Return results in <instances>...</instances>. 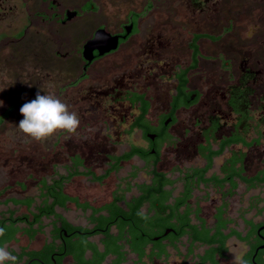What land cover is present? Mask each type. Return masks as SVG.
I'll return each mask as SVG.
<instances>
[{
    "label": "flooded vegetation",
    "instance_id": "flooded-vegetation-1",
    "mask_svg": "<svg viewBox=\"0 0 264 264\" xmlns=\"http://www.w3.org/2000/svg\"><path fill=\"white\" fill-rule=\"evenodd\" d=\"M256 1L264 7V0ZM232 3L231 0H0V52L14 51L3 59L8 61L21 55L29 60L39 56L45 65V62L54 64L60 79L54 91L32 90L27 101H14L16 104H11L8 112L35 99L37 92L52 94L66 102L69 110L80 117V126L74 134L86 135L82 137L84 144L91 148L96 159L88 163L86 150H76L69 155L64 169L80 159L82 166L93 172L85 177L90 184L99 181L98 185H103L110 175L103 180L91 179L105 173L116 157L132 146L140 154L119 161L115 174L123 163L135 158L127 171L130 175L138 169L133 178L135 184L150 183L154 174L146 169L153 166L171 180L186 175L190 169L205 164L199 149L206 144L208 131L215 139L213 149L222 140L232 139L225 151L241 176L251 178L264 173V8L255 18L250 7L243 12L256 27L252 37L262 57L253 58L251 41L245 53L227 55L222 49L223 40L229 36L234 40L237 29V13ZM98 31L109 34L110 40L116 38V42L86 46ZM243 84L246 89L242 93L246 94L248 104L243 112H237L228 101L236 97L240 92L237 87ZM210 92V102L221 105L203 116L196 114L201 105L206 106L203 97ZM180 127L187 138L185 142L175 131ZM67 134L72 133L56 132L58 145H62L63 138L67 140L68 137H63ZM91 135L94 137L90 138ZM121 145L127 148L117 149ZM179 146L186 155L203 159V165H185L177 157L174 162L166 161L164 157L171 147ZM225 159L219 172L208 174V170L205 176L223 174L221 166ZM169 163V168L164 169ZM191 180L192 195L181 206L191 210L187 221H205L210 227L216 221H229L224 233L234 231L227 240L225 254L214 255L217 264H235L228 261L229 240L237 257L247 264L264 259V184L248 186L236 179L237 185L232 188L228 184L197 185L195 176ZM120 182L122 185H117ZM125 182L118 176L112 188L88 200L89 206L108 209L113 204L118 207L126 204L138 195V188L126 191ZM240 185L243 187L240 194H248L244 204L232 212L227 199L237 194ZM166 187L176 196L183 191L184 182L179 180ZM109 215L103 221L126 220L120 214L114 218ZM198 248H201L198 258L183 255L172 264L199 261L209 247L199 244ZM187 249L188 245L186 252Z\"/></svg>",
    "mask_w": 264,
    "mask_h": 264
},
{
    "label": "trees",
    "instance_id": "trees-1",
    "mask_svg": "<svg viewBox=\"0 0 264 264\" xmlns=\"http://www.w3.org/2000/svg\"><path fill=\"white\" fill-rule=\"evenodd\" d=\"M237 88L240 92L235 94L236 97H230L228 104L237 112H243L248 104L246 94L242 93L246 88L244 84L243 87ZM3 120L1 117L0 123ZM205 137L206 144L199 149L200 154L205 158L202 167L190 169L186 175L171 180L164 173L157 172L156 167L153 166L149 170L154 174L152 181L138 185L139 195L127 201L125 209L114 204L106 209L110 214L109 218L120 214L126 219L125 221H103L106 217L95 215L100 209H94L90 217L92 221H88V225H76L57 212V207L64 208L67 202L77 201L76 197L65 192V182L75 175L93 174L91 170L82 166L80 159L74 160L71 166L65 168L64 173L54 171L49 177H40L37 180V195L22 198L5 197L0 200L6 206L5 210H0V227L6 229L5 235L0 237V246L18 242L19 236L33 240L37 234L47 232V237L39 248L33 249L28 245H21L17 250L9 249L17 256V264H64V259L68 256L74 264H103L108 255L114 256L111 264H122L128 252L135 253L139 258L145 256L149 245H151L150 257L167 255V244L177 248L181 237L187 236L190 240L188 248L190 253H193L195 242L209 247L194 264H203L207 260H210L211 264H217L214 255L225 254L227 240L234 231L224 233L229 221H216L211 227L207 226L205 221L197 223L187 221L191 210H184L181 206L192 195L191 179L197 177L195 181L197 185L212 183L223 187L228 184L234 188L237 185L236 179L245 182L248 186L262 185L264 173L251 178L241 176L237 170H234L232 160L228 157L221 166L223 174L205 176L212 167L214 157L221 155L232 142V139L227 138L218 143L217 149H213L212 141L215 140L213 134L208 131ZM136 154H140V151L136 146H132L128 152L116 157L114 164L98 178L102 179L112 171H117L119 161L129 160ZM134 174L135 172L130 176L133 177ZM179 180H183L184 189L178 195L172 196V189L166 186ZM127 185L129 187V184ZM10 187L11 185H5L0 188V197L4 196ZM21 188L25 189L23 183ZM144 205H147L146 209L142 210ZM82 207L85 210L86 205ZM22 208L24 210L20 211ZM46 226H49L48 231L45 230ZM112 227L115 231H112ZM168 229H171L169 231L171 233L165 234ZM95 236H98L97 240L92 239ZM156 237L159 238L156 240ZM213 244L217 246L213 247ZM255 263L264 264V259H255Z\"/></svg>",
    "mask_w": 264,
    "mask_h": 264
},
{
    "label": "rangeland",
    "instance_id": "rangeland-1",
    "mask_svg": "<svg viewBox=\"0 0 264 264\" xmlns=\"http://www.w3.org/2000/svg\"><path fill=\"white\" fill-rule=\"evenodd\" d=\"M230 2V1H229ZM234 9L236 10L237 17V29L233 34V37L223 40L222 49L226 52L227 55H236L243 54L247 51L248 42H252V52L253 58H260L261 50L257 47V42L255 38L251 37L246 39L243 37V33L247 31V25L252 24L250 19H247V14L243 13L245 8L250 7L252 9L254 18L256 14L261 11L264 7L263 4L256 0H231ZM230 4V3H228ZM229 7V6H228ZM123 8V6H122ZM127 8V4L125 5ZM224 22V21H223ZM256 33V32H255ZM254 33V35H255ZM13 50H3L0 52V118L4 120L0 123V188L5 185H11L9 190L5 193L4 196L0 197L2 200L5 197H16L22 198L24 196L32 195L35 196L38 193L37 180L40 177H49L53 174L54 171L58 173H64V165L69 163V155L74 151H85L89 156L88 163L96 159L95 154L92 152L91 148H88L84 144L83 138L86 136L83 133L79 134H67L63 137H68L65 140L62 139V145H58L55 141V134L45 140L36 141L30 137L25 136L18 129L19 121L23 119L19 108L10 110V105L17 100L27 101L32 90L40 89L44 93H50L56 89V86L59 84V75L55 70V66L48 65V62H45L38 56L36 59L30 58L26 60L20 55H14L15 59L4 60V56L12 54ZM17 52V50H16ZM17 54V53H16ZM2 58V59H1ZM203 89V88H202ZM210 89V88H209ZM205 90V89H204ZM212 92V90L210 89ZM210 92V93H211ZM208 93L203 97V100L207 102L206 106L201 105L196 111V114L203 116L212 111L216 106L218 107L221 102H210L211 95ZM225 106L224 104L222 105ZM178 130V131H177ZM175 130L177 134L183 138L184 130L180 129ZM58 132V131H57ZM84 132H91L90 130H85ZM192 139L196 136V130L191 131ZM83 137V138H82ZM94 136L91 135L90 138ZM187 138H184L182 142H185ZM138 142V141H137ZM176 147V146H175ZM171 147L170 151L165 155L166 161L174 162V160L179 158L182 163L185 165H203V159L198 158L197 156L186 155L185 151L182 149V146H179L178 149ZM127 148V145L117 146V149ZM103 150V149H102ZM176 152L178 156H176ZM228 156V151L220 156H217L213 160V167L209 170L208 174L211 172H219V165L222 161ZM101 157V156H100ZM135 158L131 161L123 163L122 169L118 174H111V176L104 182L103 185L98 186L97 184H90L85 177H78L73 179V183L66 186V191L78 194L84 197H92L94 194L101 195L102 192H107L112 188L114 182L118 176H123L129 169L131 165L135 163ZM169 164H166L164 169L169 168ZM102 167V166H101ZM101 169L98 167L97 172H100ZM143 173V172H142ZM146 179V178H145ZM21 183L25 185V189L21 188ZM243 187L239 186L237 194L232 198H228L227 201L230 203L231 211L234 212L237 206L244 204L247 194H240ZM252 192L257 193V190ZM13 207V206H10ZM4 206L0 201V210H5ZM22 208L20 211H23ZM62 213L70 222L78 225H86L87 221H84V215L81 214L79 210L73 208L70 205V208L66 211L57 209ZM233 215V214H232ZM46 222V221H45ZM210 222V221H209ZM233 225V224H231ZM47 230V229H46ZM46 234L38 235L33 242H29L25 236H19L18 242H11L8 246V249H18L21 245L30 244V247L36 248L40 246ZM96 239V237L94 238ZM184 242L179 244L181 251H184ZM201 248H197L196 252H200ZM171 256L168 260L169 264H172L174 261L179 262L180 257L175 256V253L171 251ZM228 261H235L237 254L235 248L232 246L231 240L228 241ZM134 256L128 255V261L125 264H133ZM70 264V259H67L66 264ZM106 264V263H105Z\"/></svg>",
    "mask_w": 264,
    "mask_h": 264
},
{
    "label": "clouds",
    "instance_id": "clouds-1",
    "mask_svg": "<svg viewBox=\"0 0 264 264\" xmlns=\"http://www.w3.org/2000/svg\"><path fill=\"white\" fill-rule=\"evenodd\" d=\"M255 31L256 27L248 24L243 37L250 39ZM19 111L23 119L19 121L18 129L25 136L36 141L45 140L61 130L76 133L80 126L78 113L70 111L66 102L52 94L41 95L37 92L35 99L24 103ZM5 231L4 227H0V237L5 235ZM17 260V256L9 251L7 245L0 246V264H17ZM235 264H247V262L242 257H237Z\"/></svg>",
    "mask_w": 264,
    "mask_h": 264
},
{
    "label": "crops",
    "instance_id": "crops-1",
    "mask_svg": "<svg viewBox=\"0 0 264 264\" xmlns=\"http://www.w3.org/2000/svg\"><path fill=\"white\" fill-rule=\"evenodd\" d=\"M225 150H226V148H225ZM224 150V151H225ZM224 151H223V153H224ZM222 153V154H223ZM221 154V155H222ZM228 158V157H227ZM140 170V169H139ZM135 171H138V169L137 170H135ZM134 171V172H135ZM146 171L148 172V173H150L149 172V169H146ZM113 172V173H112ZM110 174H108V175H110L111 176V174H115L114 173V171H112ZM118 174V173H117ZM132 174V173H131ZM130 174V175H131ZM136 174V173H135ZM135 174H134V176L133 177H131L130 175H127V172L123 175V176H121L122 177V179H125L127 182H125V185H126V191H129V190H131V188L133 187V190L135 189V188H138V185H141V184H147V183H149V182H143V183H140V184H135L134 183V177H135ZM107 175V176H108ZM116 175V174H115ZM87 177V176H84V175H75V176H73L68 182H65V185H64V190H65V192H67L70 196H73V197H76L77 198V201L75 202V201H70V202H67V204H66V206L63 208V207H57V209L59 208V209H61V210H64V211H66V210H68L69 208H70V205H72L73 206V208H75L76 210H79L80 212L81 211H83L84 212V214H82V215H84V221H87V223H86V225H88V221H92L91 219H90V217H91V215H92V212H93V210L94 209H100V211L98 212V213H96L95 215H102L103 217H106V214L108 213V211L106 210V209H104V207H101V208H98V207H94V208H92L91 207V205L89 206V202H88V200L89 201H91L92 200V198L91 197H84V196H80V195H78V194H73V193H70V192H68V191H66V186L67 185H69V184H72L73 183V179L74 178H78V177ZM89 176V175H88ZM100 176V175H99ZM98 176V177H99ZM107 176H105L104 178H106ZM109 176V177H110ZM108 177V178H109ZM104 178H102V179H99V178H93V179H91V180H103ZM108 178H106L105 180H104V182L108 179ZM118 178V177H117ZM117 180V179H116ZM97 182H99V181H97ZM95 183V182H93V185H95V184H97L98 185V183ZM119 184H121L122 185V183L120 182V183H118L117 185H119ZM127 184H129V187H127L128 185ZM124 185V184H123ZM98 186H100V185H98ZM167 188V187H166ZM117 193V192H116ZM121 195H126L127 196V194L128 193H125V192H121L120 193ZM138 195H139V191H138ZM137 195V196H138ZM122 198H124L123 196H122ZM130 200V199H129ZM129 200H127V201H129ZM81 201H83V202H81ZM126 201V202H127ZM82 205H86V208H85V210H83V207H82ZM125 206H126V204H124V205H121V206H119L120 208H123V209H125ZM146 206L147 205H144V206H142V210H145L146 209ZM59 214H61L66 220H68L62 213H60L59 211H57ZM69 221V220H68ZM47 222V221H46ZM70 222V221H69ZM193 222H195V223H197V221H193ZM72 223V222H71ZM74 224V223H73ZM76 225H78V224H76ZM90 226V225H89ZM47 229V230H46ZM48 229H49V226H46V228H45V230L46 231H48ZM112 231H115V228L114 227H112ZM42 234H47V232H45V233H39V234H37L36 235V237L38 236V235H42ZM26 237V236H25ZM36 237H35V239H36ZM46 237H47V235L45 236V239H46ZM96 237V240L98 239V236H95ZM95 237H92V239H94ZM27 238V237H26ZM35 239H33V240H29L28 238H27V240L29 241V242H33ZM44 239V240H45ZM183 239H185V244H184V251H181L180 250V248H179V244L180 243H182V242H184L183 241ZM95 240V239H94ZM190 240L187 238V236H183V238H181L180 239V241L178 242V244H177V248H174V247H172L170 244H167V247H166V249H167V255H162V256H160V257H150V253H151V245H149L147 248H146V251H145V256H143L142 258H139L135 253H132V252H128L127 253V256H126V259L122 262V264H125V263H127V261H128V255H133L134 256V260H133V264H160V263H163V262H166L167 260H169V258H170V256H171V251L172 252H174L178 257H180V259L182 258V256L183 255H185V256H188V255H190V256H192V258L193 259H196V258H198V253L199 252H196V249L198 248V245L200 244V243H198V242H195L194 243V247H193V253H190L189 252V250L187 249V252H186V245H188V248L190 247V242H189ZM44 242V241H43ZM167 241H164V243H166ZM28 246H29V248H33V247H30V244H27ZM42 245V244H41ZM40 245V246H41ZM40 246H38V247H36V248H39ZM34 249V248H33ZM186 252V253H185ZM67 259H70V264H72V259H71V257H66V259H65V261H64V264H66V261H67ZM114 259V256L113 255H108L107 257H106V259L104 260V262H103V264H111V262H112V260ZM69 264V263H68ZM74 264V263H73Z\"/></svg>",
    "mask_w": 264,
    "mask_h": 264
},
{
    "label": "water",
    "instance_id": "water-1",
    "mask_svg": "<svg viewBox=\"0 0 264 264\" xmlns=\"http://www.w3.org/2000/svg\"><path fill=\"white\" fill-rule=\"evenodd\" d=\"M107 37H109V34H107V33H105L104 31H98V32H96L95 33V36H94V38L92 39V40H89L88 41V43L86 44V46H89V44H93V43H100V44H102V45H105L106 43H109L110 41L112 42H116V38H112V37H110L111 38V40L110 39H108ZM112 47H114V45L112 46ZM152 137V136H151ZM169 231H171V229H168L166 232H165V234L167 233V232H169ZM157 238V237H156ZM155 238V239H156Z\"/></svg>",
    "mask_w": 264,
    "mask_h": 264
}]
</instances>
